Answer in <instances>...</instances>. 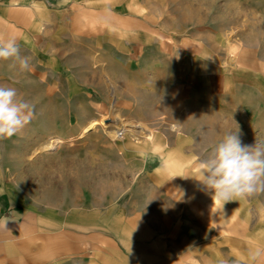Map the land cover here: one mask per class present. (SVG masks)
Wrapping results in <instances>:
<instances>
[{"label": "rangeland", "instance_id": "1", "mask_svg": "<svg viewBox=\"0 0 264 264\" xmlns=\"http://www.w3.org/2000/svg\"><path fill=\"white\" fill-rule=\"evenodd\" d=\"M49 2L56 15L54 31L45 38L53 42L47 41L45 48H39V59H54V68L59 66L56 73H70L62 63L76 60L78 54L92 61L98 59L97 63L104 67L99 73L105 77L111 69L123 70L127 78L139 83L145 99H158L156 104L147 106L133 98V106L126 109V99L119 97L117 115L104 119V123L127 120L125 128L144 127L151 131L155 142L147 152L134 155L129 151L122 158L136 167L117 166L122 159L117 160L112 140L99 137L95 131L78 137L84 118H75L73 114L70 121L76 120L79 129L68 122L57 123L51 129L53 136L62 138L52 156L31 152L32 143L49 134L34 131L32 122L22 133L0 140V167L5 170L2 181L7 192L16 197L9 200L8 194H2L1 215L5 214L8 226L7 256L29 248L30 254H20L30 259L29 264H45L47 260V264H195V260L203 262V257L209 255L210 264H237L228 251H239L241 262L249 264L248 254L255 244L243 236H264V192L226 203L222 216L210 224L207 203L211 202L212 193L196 179L183 177L198 178L200 161L220 140L206 141L198 127L183 125L188 114L180 115L185 107L197 106L227 121L230 131L238 126L242 144L264 140V0ZM190 5L195 10L194 17H198L186 23L187 17L182 15ZM102 28L116 29L110 32L114 37L120 33L145 35L147 44L144 38L130 40L127 34L122 40H108ZM79 31L83 33L80 37L76 35ZM205 43L214 45L213 55L201 48ZM238 54L244 56L241 65L236 63ZM239 66L244 70H239ZM38 68L34 67L32 72L37 73ZM48 87L55 94L51 93L45 104H60L58 109L61 107L65 116L77 111L75 105L80 103L74 96L62 99L56 96L52 84ZM88 89L90 99L95 100V89ZM89 111V116L102 118L97 111ZM174 125H179L181 146L187 148L174 151L182 158L181 168L167 174L162 182L157 170L161 163L159 155L166 151L165 147L176 148L172 143L178 134ZM166 134L174 136L166 141ZM117 179L124 186L119 196L112 198L109 193L99 192L98 181ZM49 189L55 194L47 198ZM149 191L155 194L154 199L147 204L137 201ZM71 196L74 203H68ZM47 199L50 204H46ZM163 200L172 205L162 216L157 211L162 206L157 205ZM45 210L52 214L41 217ZM121 238L126 239V244ZM133 240L135 244L130 246ZM138 240L147 241V245ZM153 241L162 245L161 252L158 248L153 251ZM185 241L188 246L183 250ZM12 242H18L17 246ZM173 244H179L178 251L171 248ZM217 252L229 257L217 256ZM0 264H6V257Z\"/></svg>", "mask_w": 264, "mask_h": 264}, {"label": "bare ground", "instance_id": "2", "mask_svg": "<svg viewBox=\"0 0 264 264\" xmlns=\"http://www.w3.org/2000/svg\"><path fill=\"white\" fill-rule=\"evenodd\" d=\"M67 1V0H63ZM193 5H190L188 11L186 14L182 15V17L186 18L185 21L186 23L188 20H195L197 17H194V8L192 7ZM264 20V18H262ZM103 21V19L101 18ZM106 21L103 22L105 24ZM255 23H259L257 20ZM102 24V27H105V25ZM73 27V26H72ZM102 30L106 31V39L108 40H113L115 41L116 39L124 38V36L127 33H120L121 35L118 34V36L114 37L110 32H115L112 29H107V28H102ZM76 35L82 36V31L76 32ZM129 37L131 38L130 40H135L137 37H142L144 38L143 41L147 40V37L145 38V35H139V33L133 34V33H128ZM148 36V35H147ZM78 45H82V42L77 40L76 41ZM147 44V41L145 42ZM127 44V42L125 43ZM123 43L122 46H125ZM206 45V46H205ZM167 46L169 44L167 43ZM213 44L210 43H205L201 45V48L203 50H206L210 52V54L213 55V52L215 48H213ZM126 48V46H125ZM212 51V52H211ZM248 52V51H247ZM79 54L77 55L76 60L69 59L68 62H63V67L65 71L69 70L70 73H63V71H56L58 70L59 66L54 68L52 63H49L47 61H39L38 69L39 71L37 73L34 72H27V73H21L18 70V65L17 68L6 63L4 67V73H6V77L2 80H0V86H7V87H13L17 89L18 92V97L23 98L24 100L30 101L35 104V117L31 121L32 125L34 126V131H42V132H49L48 136L43 139L42 141L39 142H33L31 145V152L34 154L40 153L41 155H44L45 153L47 154L46 156H52L54 151L59 147L60 143L62 142V138L58 136H53L54 132L51 130L53 126L57 123H66L68 122L69 126H72L74 129H79V123L75 121L71 122L70 117L71 114L75 118L77 117H83L84 118V124L80 127V132L78 133V137H82L85 134L89 133L90 131H95L97 132L96 135H99V137H108L109 140L111 141V144H113L115 147L116 156L117 160L119 158H125V155L130 151V154H137V153H144L147 152V148L151 145L154 144L155 139L153 140V136L151 131L145 129L144 127L139 126V129H133L131 128H125L127 124V120L124 121L122 119H119V122L110 121V124H105L104 119H112L111 116L117 115L115 112L119 110V97H123L126 100H124L125 108L129 109L130 107L133 106V98H137L139 101H141V104H146L147 106H152L156 104L155 101H157V97L153 96L151 98L145 99L139 89V83L135 82L134 79L130 80L125 76L123 73V70L117 71V70H110L108 73L109 75L105 77L103 74H100L99 72L104 68L102 65L97 63L95 61H92L91 58L86 57L85 55H82L78 57ZM99 57V56H97ZM244 58V56L242 55ZM238 54L236 58V63L238 64H243L244 59ZM264 57V55H263ZM66 63V64H64ZM131 63V62H130ZM61 64V65H62ZM31 65V63H30ZM60 65V64H58ZM121 66V65H120ZM109 68V67H108ZM239 70H244L241 66L238 67ZM109 70V69H108ZM102 76H104L102 78ZM194 78V76L192 77ZM48 84H52L54 88H56V96H60L62 99L69 98L71 95L75 97V99L80 103L79 106L75 105V108H77V111H73L67 116L63 113L64 111L61 110V107L58 109L59 105H49L45 104L46 99L48 96H50L51 93L55 94V90H52L50 87H48ZM88 88H94L96 92V99L91 100V91ZM175 92V91H174ZM172 96H176V93H171ZM46 97V98H45ZM173 97V98H174ZM66 100V99H65ZM60 101V100H59ZM45 102V103H44ZM73 104V103H72ZM74 105V104H73ZM181 106V104H179ZM165 104H162V107H164ZM81 107V108H80ZM92 109L93 111H97L96 114L102 115L100 118L99 116H89V110ZM46 113V114H45ZM188 114L186 119V122L184 121L183 125H187L188 127H198L199 130L206 135L205 139L206 141H210V143H214L216 140H221L223 139L224 135L231 130V125L227 124L226 122L221 121L213 115L212 113L208 111H204L201 108L197 106H189L185 107L183 109V112L180 116ZM104 115V116H103ZM134 115V114H133ZM120 117V116H119ZM133 117V116H132ZM184 119V120H185ZM42 123L45 125L44 127L41 126ZM111 128V129H109ZM163 128V126H162ZM174 128V129H173ZM173 130L177 131L179 128V125L173 126ZM109 129V130H108ZM229 129V130H228ZM101 130V132L99 131ZM22 133V131L20 132ZM141 133H145V135H141ZM180 130H178V134L176 135L177 139L176 141H173L172 143L176 144V148H168L165 147L163 150H166L159 155L160 157V167L157 169L160 174V179L162 182L166 175L171 174L175 170L178 171L181 168V162L182 158L179 159L178 156L174 153L176 149L185 150L187 147L181 146V137H180ZM53 134V135H52ZM171 134H166L164 137V140L168 141L167 139L173 138ZM144 138V139H143ZM242 142V141H241ZM166 143V142H165ZM34 148L33 146L36 145ZM244 145H247V143H243ZM169 145V144H168ZM29 152V148L26 150ZM44 152V153H43ZM52 153V154H50ZM152 156V155H150ZM149 159V156L148 158ZM126 166L125 168H133L137 166L136 164L133 165L132 162H126L124 159L121 160L120 163L117 164V166ZM124 168V169H125ZM123 169V170H124ZM100 183V189L99 192L102 193H109V195L112 196H119V193L121 191H124V186L123 184L117 179V180H112V181H107L104 183H101V181H98ZM97 182V183H98ZM96 185V183H95ZM151 187V186H150ZM171 187V184L167 187L169 189ZM152 188V187H151ZM153 189V188H152ZM166 189V190H167ZM51 189L47 191V198H50L54 196L55 192L53 191L51 193ZM154 192V190H153ZM153 192H148L144 196H142L139 202H142L144 204L149 203L152 199H154V193ZM8 196L11 198H16L14 195L8 193ZM172 200H177L176 198L172 197ZM74 198L72 196L68 199V203H74ZM209 200V197L207 198ZM79 201V199H78ZM136 201V200H134ZM37 202V201H34ZM163 202V205H162ZM162 202L159 203L157 206H162L161 211H158L160 215L167 214L168 208L172 205L170 202H167L163 200ZM166 204H165V203ZM49 199H47L46 204H50ZM137 204V203H136ZM27 205V203H25ZM70 205H76V204H70ZM137 204L136 206H138ZM143 205V204H141ZM207 210H210L208 213V219L209 223L213 224L214 220L217 219L218 217L222 216V209L220 208L219 204L213 203L212 197H211V202L208 204ZM152 206V205H150ZM147 206V207H150ZM146 207V206H144ZM218 209L216 210V208ZM27 208V207H26ZM153 209V208H152ZM26 214H31V211H27ZM52 214V211L45 210V212L40 215L41 217H48L49 215ZM157 215V214H156ZM162 218V217H161ZM243 236V235H242ZM244 238H247L250 242L254 243L251 248L256 249V248H262L261 246H264L262 240L264 241V236L260 238L253 237L252 234H247L246 236H243ZM122 242L126 244V239L121 238ZM140 243L146 244L147 241H141L138 240ZM130 246H134L135 242L133 240V243H129ZM153 246L152 249L155 252L156 248H158V251H162V245H159L158 242L153 241L152 242ZM147 245V244H146ZM188 242L186 244V241L182 243V249L184 250L187 246ZM159 246V247H158ZM174 252L178 251L179 249V244H173L172 247ZM180 248V249H181ZM264 249V248H262ZM32 250L29 248H25L22 253L23 255L30 254ZM194 253V251H193ZM236 253V254H235ZM20 254H13L11 256L6 257V264H29L30 259L27 257H24ZM96 256H100V254H95ZM142 256L147 258L146 253H142ZM217 256L223 257H229L233 256L235 257V261L237 264H243L242 261V256L240 252H231L228 251V255H224L221 252L216 253ZM94 258H96L94 256ZM212 260V257L209 256H204L203 257V262L201 260H195V264H210ZM264 261V259H262ZM48 260L45 262L47 264ZM263 264V263H262Z\"/></svg>", "mask_w": 264, "mask_h": 264}, {"label": "clouds", "instance_id": "3", "mask_svg": "<svg viewBox=\"0 0 264 264\" xmlns=\"http://www.w3.org/2000/svg\"><path fill=\"white\" fill-rule=\"evenodd\" d=\"M211 59V57L207 58ZM18 62L21 73L32 71L28 57L21 56L15 38L0 39V61ZM15 66V65H14ZM35 117V104L18 97L17 89L0 86V140L20 133ZM204 189L212 193L213 203L223 206L264 192V140L244 145L237 126L218 141L208 156L199 163L198 178ZM6 228V222L4 224ZM249 264H261L264 249L248 254Z\"/></svg>", "mask_w": 264, "mask_h": 264}, {"label": "crops", "instance_id": "4", "mask_svg": "<svg viewBox=\"0 0 264 264\" xmlns=\"http://www.w3.org/2000/svg\"><path fill=\"white\" fill-rule=\"evenodd\" d=\"M52 0H0V39L7 40L15 38L20 48L21 56L28 57L31 62L32 70L34 67L38 68L39 61H47L49 63L53 60L39 59L41 55L39 48H45L46 42L52 39H46L45 35L54 31V17L56 15L55 8L49 2ZM50 59L52 55L49 56ZM6 63L17 68L18 62L14 60L0 61V80L6 77L4 67ZM32 72V71H31ZM38 72V71H37ZM3 155L0 154V159ZM1 166V165H0ZM4 171L0 167V260L7 257V221L3 218L5 214L1 215L4 204H2V194H8L5 186L3 176ZM2 181V183H1ZM9 200L11 197H9ZM6 222V228L4 224ZM22 224V223H21ZM16 245L18 242H12Z\"/></svg>", "mask_w": 264, "mask_h": 264}]
</instances>
